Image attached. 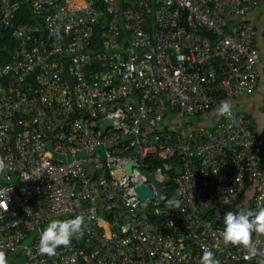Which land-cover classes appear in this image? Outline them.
Listing matches in <instances>:
<instances>
[{
  "label": "built area",
  "instance_id": "built-area-1",
  "mask_svg": "<svg viewBox=\"0 0 264 264\" xmlns=\"http://www.w3.org/2000/svg\"><path fill=\"white\" fill-rule=\"evenodd\" d=\"M258 1L0 0V42L6 29L16 43L0 60L7 259L199 264L208 248L219 264H258L219 235L225 213L264 207L254 118L233 108L212 125L166 124L174 116L184 126L220 99L255 89L259 52L247 12ZM25 2L37 22L15 21ZM139 186L149 193L141 197ZM173 198L179 209L166 206ZM76 215L85 217L83 238L55 256L40 254L47 223ZM253 239L264 249V235Z\"/></svg>",
  "mask_w": 264,
  "mask_h": 264
},
{
  "label": "clouds",
  "instance_id": "clouds-1",
  "mask_svg": "<svg viewBox=\"0 0 264 264\" xmlns=\"http://www.w3.org/2000/svg\"><path fill=\"white\" fill-rule=\"evenodd\" d=\"M215 111L217 117L230 119L233 116L232 102L227 99L221 101ZM7 167L5 158L0 156V174L4 173ZM180 203L178 199H168L166 206L170 209H179ZM0 206L8 211V201L0 202ZM223 225L219 235L225 246L242 247L246 250V259L259 257L258 264H264V249L258 248L253 239L254 233L264 235V207H260L256 211L244 208L238 211H229L224 214ZM84 228L85 217L82 215H76L74 218L69 219H51L40 232L39 253L49 257L57 255L58 248H67L74 238H83ZM9 258L10 256L7 259L4 251H0V264H8ZM199 264H219V261L211 250L204 248Z\"/></svg>",
  "mask_w": 264,
  "mask_h": 264
},
{
  "label": "crops",
  "instance_id": "crops-1",
  "mask_svg": "<svg viewBox=\"0 0 264 264\" xmlns=\"http://www.w3.org/2000/svg\"><path fill=\"white\" fill-rule=\"evenodd\" d=\"M247 17L251 18L256 27V34L259 31L264 33V0H259L257 4L247 12ZM256 34H255V44L257 46L259 52V63H258V82L255 89L246 94H239L235 96L226 97L220 99L217 104H214L207 111L203 112L200 117H191L189 118L187 124L183 126V121L180 118H176L174 116H168L166 118V124L174 127L173 125H181L183 128H194L200 123H205L207 125L214 124L217 122L216 108L219 103L225 99L230 100L232 102L234 109L243 110L254 118V123L257 129V134L261 137V147H262V155L264 160V50L259 51L257 42H256ZM264 42V41H263ZM181 123V124H179ZM21 258L19 260L18 258ZM11 264H22V257L19 254H15L14 256H10Z\"/></svg>",
  "mask_w": 264,
  "mask_h": 264
},
{
  "label": "trees",
  "instance_id": "trees-1",
  "mask_svg": "<svg viewBox=\"0 0 264 264\" xmlns=\"http://www.w3.org/2000/svg\"><path fill=\"white\" fill-rule=\"evenodd\" d=\"M39 20L38 17H36L34 14H32L30 12V9L28 7V5L23 4L19 9H18V13L15 17V21H33V22H37ZM1 42H0V60H8L10 58V53L13 51V48L15 46V41L12 40V38L9 35V32L4 29L2 31V36H1ZM101 44V28L99 26H97L95 28L94 34L91 37V44L89 45L92 49L94 50H99ZM212 125V124H210ZM172 164H175V158L171 159ZM262 168L264 170V162L262 164ZM174 169H172L170 171V175L168 178V184L166 186V190L168 193V196L171 194V190L174 186V180L171 177L172 176V172ZM246 197H243V200H245ZM244 203H239V205H243ZM10 263V261H9Z\"/></svg>",
  "mask_w": 264,
  "mask_h": 264
},
{
  "label": "water",
  "instance_id": "water-1",
  "mask_svg": "<svg viewBox=\"0 0 264 264\" xmlns=\"http://www.w3.org/2000/svg\"><path fill=\"white\" fill-rule=\"evenodd\" d=\"M101 122H102L101 126L104 127V128H106L107 125L109 124L106 118H103V119L101 120ZM47 146H48L49 149L52 150V152H53V154H54L55 156H59V157H61L62 159L65 157L64 153H59V152H57V151H55V150L53 149V146H52L51 141H48ZM132 163H133V161H129V162L126 164V168H127V169H130V166H131ZM138 189H139V194H140L141 197H144L146 194L149 193V192H148L149 189H148L146 186H139Z\"/></svg>",
  "mask_w": 264,
  "mask_h": 264
},
{
  "label": "rangeland",
  "instance_id": "rangeland-1",
  "mask_svg": "<svg viewBox=\"0 0 264 264\" xmlns=\"http://www.w3.org/2000/svg\"><path fill=\"white\" fill-rule=\"evenodd\" d=\"M264 33L262 31L257 32L256 34V42L259 48V51L261 52L262 50H264ZM19 260H21V258H18Z\"/></svg>",
  "mask_w": 264,
  "mask_h": 264
}]
</instances>
